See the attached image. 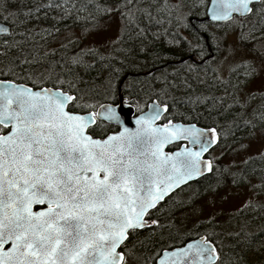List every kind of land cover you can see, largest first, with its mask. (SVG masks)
Wrapping results in <instances>:
<instances>
[{
    "label": "snow or ice",
    "instance_id": "1",
    "mask_svg": "<svg viewBox=\"0 0 264 264\" xmlns=\"http://www.w3.org/2000/svg\"><path fill=\"white\" fill-rule=\"evenodd\" d=\"M201 8L207 19L193 24ZM113 13L121 35L107 53L49 47L65 21ZM0 17V264H264V244L251 247L244 225L222 232L214 216L191 227L159 219L170 193L213 172L205 154L224 130L175 122L158 102L175 105L182 92L197 118L203 108L213 121L231 114L237 128L264 122V93L249 113L257 96L244 92L264 60L240 54L245 43L264 46V0H0ZM126 34L138 50L116 46ZM144 41L162 42L176 63L154 78L157 99L129 127L124 109L135 101L139 110V96L125 78ZM97 66L103 75L81 87L77 69ZM222 235L240 238V250L225 253Z\"/></svg>",
    "mask_w": 264,
    "mask_h": 264
},
{
    "label": "rangeland",
    "instance_id": "2",
    "mask_svg": "<svg viewBox=\"0 0 264 264\" xmlns=\"http://www.w3.org/2000/svg\"><path fill=\"white\" fill-rule=\"evenodd\" d=\"M203 11V8L197 9V13H202ZM120 35V17L118 14L113 13L98 21L91 28L83 30L73 29L63 32L53 42V48H58L60 43H67L71 40L76 41L84 50L97 49L100 52L107 53L114 46V42ZM235 42L236 32L232 31L228 34L225 43L232 44ZM254 47L255 50H253ZM240 54L245 56L249 61H254L257 67H261V61L264 60V46H254L245 43L243 51ZM160 75L161 73H158L151 77L126 82V84H131L132 87L135 85L140 90V106L143 107L150 99H154V97H151L153 96L152 89L148 92L146 88L152 87L155 90H159L161 88L159 83H154L153 81L156 76ZM244 92H250L256 96L264 93V67L248 81ZM244 92H241V96L244 95ZM256 102L257 99L252 101L251 104L253 105ZM220 140L219 146L210 153V158H215L214 175L211 179L213 186H211L208 195L204 199L196 202L193 208L196 212L190 213L188 210L185 213L192 216L203 215L207 218L214 216L216 225L220 229L225 230V232H230L228 229L233 222L249 224V220H245L248 219L247 215L249 216V212L244 214V212L238 211L253 197V193L256 191L259 193V198L255 204L258 205L257 210L260 216L264 215V188L254 187L255 185H261V182L264 184V176L262 179H259L255 176L257 173L253 170L255 167H248L254 160L257 161V159L261 158V153H264V130H254L248 137L240 138L224 129ZM216 169H219V171L217 172ZM263 171L261 172L264 174ZM234 177L238 178L235 182ZM257 225L258 227L252 226L251 231L256 232V230L264 228V219L263 222L259 221ZM262 244H264V240L261 241L260 239L258 246ZM251 255L250 253V258Z\"/></svg>",
    "mask_w": 264,
    "mask_h": 264
},
{
    "label": "trees",
    "instance_id": "3",
    "mask_svg": "<svg viewBox=\"0 0 264 264\" xmlns=\"http://www.w3.org/2000/svg\"><path fill=\"white\" fill-rule=\"evenodd\" d=\"M202 13H198L196 16L193 17L196 19V22L194 21L193 24H197L199 22L197 20H200L203 17ZM82 15L86 16L87 14L84 13ZM107 16L108 15L100 16L94 21L88 20V19H84V20H81V21H78L75 23H73V21H65L63 24L60 25L61 31H60L59 35L55 38V40H49V47L53 48V42L56 41L57 38L63 32H68V31L73 30V29L83 30L86 28H91L94 25H96L98 21L106 18ZM0 21L5 23L2 19V17H0ZM65 25H67V27H65ZM151 31L154 32L155 29H151ZM149 40H151V36H149ZM140 43H141V41L131 39L130 35L126 34L124 37L123 43L116 45V46L127 47V48L138 50ZM143 43H145L147 45L148 51L144 54L134 56L133 61H135V63H137L145 71H149L150 69H156L159 67H164V69L159 73L162 74V72L165 71V69L170 72L171 67L169 66V64L171 62H175L176 58L173 57L170 52H168V49L162 44V42L153 41L152 43L149 44L148 41H144ZM56 47H58V46H56ZM80 50H84V49H82V47H80V45L78 43H76V41H71V44L68 48V51L69 52H77ZM157 52L160 53V55L162 57L161 59H155L154 54ZM60 54L61 53H58L57 55H60ZM165 56H167L166 59L163 58ZM86 62L90 64L92 62V57H90V56L86 57ZM166 66H167V68H166ZM77 71H79L80 75L83 77V80L81 81V87H92V86H94L93 81L95 80V78L98 75H103V69L100 66H97L94 70L88 71V72H85L83 69H77ZM241 75H242V73H241ZM85 82H86V84H85ZM159 86L162 87V85L160 83H159ZM245 86H244V88H245ZM195 87L197 88V91L202 90V86H200V85H195ZM146 89L148 92H150L151 89L153 91L155 88L151 87V88H146ZM135 93L139 94L138 92H135ZM173 95L175 96V100H176L175 105L173 104L172 99H168L167 101H165L163 97H161L158 102H160V103L166 102L169 104V106H170L169 107V118H174V121H178V122H182V123H196L200 127H208V126H214L215 124H219V126L222 130H224V129L228 130L230 132V134L237 136V137H240V138L248 137L254 130H258V129L264 130V122H261V121H254V123L256 124V126L254 128L244 126L243 124H241V126L239 128H237L235 123H231V124L229 123V121H232V115L231 114H229L228 116H220L217 118L216 121H213L211 118H206V109H203V108H197L196 109L197 112L202 113V115L199 118H197L196 113L192 111L191 106H186L183 103L182 98L185 96V93L175 92ZM139 96L141 97L140 94H139ZM151 97H154V99H157L156 96H151ZM259 103H260L259 96H257V102L254 103L253 105L251 104L249 107L250 110L248 109L249 113H251L252 108H256L259 105ZM213 115H215V113H213ZM249 118H251V117H249ZM221 135H222V133H221ZM220 142H221V140H220ZM248 167L249 168L255 167V169H257V170L253 169L255 172H257L255 174V176L258 177L259 179L263 178L264 174L261 171L264 170V159L260 158V159H257V161L254 160V162L251 163ZM213 175H214V170L207 178L208 181H210V183H209L210 188H211V186H213V184H212L213 181H211ZM261 184H262V182H261ZM241 225H244L245 231L249 234L250 246L253 248L257 247L254 243L257 241V239H259V238L261 239L262 237L264 238V228H261L260 230H258V234L256 235V232L251 231L252 226L254 227L253 224H251V223L239 224V223L233 222L231 224V227L228 229V231H230V232L239 231L241 228ZM216 230L225 232V230H222V228L220 229L219 227H217ZM222 239H223V245H224V247H226V249H224V248L223 249L225 250V252L227 254H231L234 251L240 250L239 247H236V248L232 247V245L238 244V241L240 240V238H233V237L228 236V235H222ZM250 253H249V255H250Z\"/></svg>",
    "mask_w": 264,
    "mask_h": 264
},
{
    "label": "flooded vegetation",
    "instance_id": "4",
    "mask_svg": "<svg viewBox=\"0 0 264 264\" xmlns=\"http://www.w3.org/2000/svg\"><path fill=\"white\" fill-rule=\"evenodd\" d=\"M194 21L196 22V19L192 18V23ZM197 21H199V20H197ZM133 63H134V67H132V69L128 72L127 79L125 80V83L127 81H130V80H139L141 78H147V77L143 76V74L146 72H149L151 70H153V71L149 74V77L161 72L164 69V67H159L156 70L150 69L149 71H145L137 63H135V61H133ZM173 64H175V62H171V64H169V66L171 67ZM135 87H136L135 85H134V87H132L133 88L132 95L133 96H139L140 90H138V87H136V88ZM135 92H138L139 94H137ZM152 100H155V99H150L149 101H152ZM139 101H140V96H139ZM139 101H138L139 110L137 108V102L134 101V103L132 105L135 109V115L139 114L140 111H144L146 109V104L142 107V106H140ZM158 123H160V121ZM217 147L218 146H215L214 149ZM213 150H210V153ZM206 156H208V158H210L209 154H207ZM208 176L201 177L196 181L190 182L188 186H182V189L175 190V193L170 194L171 200H169L166 197L165 201L161 202L162 213L159 214V219L161 220V222L164 224H172V225H175L176 227H180L181 225H184V224H186L188 227H191L192 223L198 219L201 221L206 220L207 217H205L203 215L192 216V215H187L185 212L188 210L190 213L196 212V210L193 209L196 205V202H199L200 200L204 199L208 195V193L210 191V184L208 183V179H207ZM258 198H259V193L256 191L253 193V197L250 198L249 201H251L255 204V202H258ZM255 210H256V212L254 213ZM238 212H244V214L249 212V216L247 215L248 219H245V220H249V223L255 225V227H258L257 224L259 221L263 222L264 215L260 216L257 208H255V209L247 208L246 210H244V208H241ZM257 234H258V230H256V235ZM259 240H260V238L257 239V241L255 242L256 246H258ZM261 240L263 241L264 238L262 237ZM137 247H138V252L142 251V248L139 245ZM224 249H226V247H224ZM224 252H225V250H224ZM129 264H135V261L130 260Z\"/></svg>",
    "mask_w": 264,
    "mask_h": 264
},
{
    "label": "water",
    "instance_id": "5",
    "mask_svg": "<svg viewBox=\"0 0 264 264\" xmlns=\"http://www.w3.org/2000/svg\"><path fill=\"white\" fill-rule=\"evenodd\" d=\"M208 3H210V0H209V2ZM207 18L206 17H204L203 19H201V20H206ZM0 24H3L1 21H0ZM157 69V68H156ZM153 71V70H152ZM152 71H149V72H146V73H144L143 75L144 76H148ZM127 79V76H126V78H125V80ZM152 102V101H151ZM151 102H149L148 104H147V106H146V109L143 111V112H145V113H147L148 111H149V105L151 104ZM124 111L126 112V114H127V120H128V125L127 126H129V127H135V125L132 123V121H133V118H134V116H136L135 115V109H134V107L132 106L130 109H128V108H126V109H124ZM137 115H139V114H137ZM159 121H157V123H158ZM178 123H181V122H178ZM199 127V126H198ZM214 147V146H213ZM212 147V148H213ZM211 148V149H212ZM210 149V150H211ZM205 155H207V154H205ZM210 173H205V175L204 176H207V175H209ZM203 176V177H204ZM201 178V177H200ZM199 178H197L196 180H198ZM196 180H193V181H196ZM193 181H191V182H193ZM190 183V182H189ZM177 190V189H176ZM171 194V193H170Z\"/></svg>",
    "mask_w": 264,
    "mask_h": 264
},
{
    "label": "bare ground",
    "instance_id": "6",
    "mask_svg": "<svg viewBox=\"0 0 264 264\" xmlns=\"http://www.w3.org/2000/svg\"><path fill=\"white\" fill-rule=\"evenodd\" d=\"M144 76V75H143Z\"/></svg>",
    "mask_w": 264,
    "mask_h": 264
}]
</instances>
